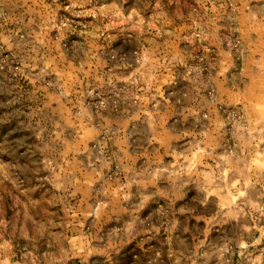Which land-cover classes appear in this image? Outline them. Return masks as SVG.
Instances as JSON below:
<instances>
[{
    "label": "rangeland",
    "instance_id": "1",
    "mask_svg": "<svg viewBox=\"0 0 264 264\" xmlns=\"http://www.w3.org/2000/svg\"><path fill=\"white\" fill-rule=\"evenodd\" d=\"M0 264H264V0H0Z\"/></svg>",
    "mask_w": 264,
    "mask_h": 264
}]
</instances>
